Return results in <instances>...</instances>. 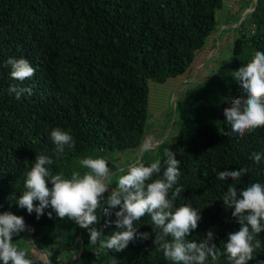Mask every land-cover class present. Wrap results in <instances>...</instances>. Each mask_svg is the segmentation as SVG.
<instances>
[{"label":"trees","instance_id":"16d2710c","mask_svg":"<svg viewBox=\"0 0 264 264\" xmlns=\"http://www.w3.org/2000/svg\"><path fill=\"white\" fill-rule=\"evenodd\" d=\"M221 4L222 0H0V214L10 211L34 226L33 243L59 245L57 255L61 256L47 258L51 264H63L65 253V261L69 260V248L80 249L79 235L82 250L77 264H170L153 243L160 229L149 214L134 222L149 238L138 236L116 251L101 249L99 242L93 245L88 230H81L68 217L60 219L53 211L49 218L51 208L37 219L35 212L15 211L10 202L26 190V173L37 154L53 159L48 166L53 174L66 175L74 170L76 159L86 158L93 149H139L149 117L148 81L163 82L193 68L217 25L215 14ZM258 5L259 0L250 12L257 32L250 38L244 34L235 38L234 56L243 43L252 46L251 59L257 51L264 52V32H259L264 19ZM10 57L27 59L34 76L23 81L12 78L6 64ZM228 66L220 65L213 77L218 78ZM13 85L30 87L32 92L16 99L9 92ZM195 92L196 88L186 90L182 100L176 99L168 133L173 139L167 140V135L151 151L155 156L141 152L138 160L147 166L160 159L161 171L154 180L165 170V151L175 153L181 176L169 197L175 187H182L174 208L189 205L201 212L197 229L187 239L202 240L211 230L220 255L216 261L209 257L205 264H231L224 244L240 224L222 197L232 184L238 189L264 184V156L259 164L251 158L253 153H264V126L240 136L225 120L224 109L231 106L228 101L245 95L236 81L221 101L216 120L203 118L194 102ZM197 120L200 123L187 131ZM56 127L68 131L75 141L73 148L65 146L61 154L56 153L50 135ZM239 168L248 169L239 181L217 178L220 171ZM107 198L105 193L96 210L99 223L95 227L103 230L102 240L122 230L108 223L117 219L114 213L119 206L110 210L111 216L105 215ZM257 239L260 247L248 264L264 261V232ZM13 243L20 247L19 242ZM27 253L33 264H46L42 256Z\"/></svg>","mask_w":264,"mask_h":264},{"label":"clouds","instance_id":"9594fccd","mask_svg":"<svg viewBox=\"0 0 264 264\" xmlns=\"http://www.w3.org/2000/svg\"><path fill=\"white\" fill-rule=\"evenodd\" d=\"M255 31L250 32L253 34ZM6 64L11 67L10 74L16 80L23 81L35 74V69L25 58L10 57ZM233 79L240 84L245 95L232 97L228 101L231 106L224 109V116L232 131L243 136L246 132L251 133L264 126V52L257 51L250 62L234 71ZM9 92L15 93V98L20 99L25 92L30 95L32 89L13 85ZM50 135L57 154L63 153L65 146H75L73 136L60 127L54 128ZM154 146L151 139H145L140 148L142 152H151ZM165 156L166 167L161 178L152 179L154 174L161 171L160 159L147 166L142 160H137L127 169L121 170L126 174L119 177L117 188L111 190L104 214L111 216L110 210L119 206V211L114 213L117 219L108 223H115L116 228L122 230L115 231L106 240L101 239L103 230L95 227L99 223L96 210L100 207L104 193L109 191L107 181L112 175L109 161L102 156L81 159L80 165L86 171L83 174L73 171L70 178H65L63 173L51 172L48 166L54 163L52 158L46 154H37L34 164L26 173V190L16 200V204L29 214L35 212L37 219L45 214V209L51 208L52 211L47 213L49 218L53 211L60 219L68 217L88 230L93 245L99 242L101 249L116 251L125 249L138 236L141 239L149 238V233H140L134 226L135 221L149 214L152 222L160 229L155 234L153 243L158 245V250L163 252L166 260L172 264H205L211 257L212 261H216L220 250L212 243L211 230L202 240L187 239L197 229L201 212L189 205L174 208V201L184 191L177 186L169 197L170 190L181 176L180 161L171 150H166ZM262 156L264 153H253L251 158L259 164ZM247 173V168L227 169L220 171L217 178L222 181H239ZM150 180L152 182L147 183ZM222 199L227 208L233 209L232 216L240 224L239 230L228 234L224 244L225 254L231 264H248L253 259V253L260 247L257 236L264 232V184L253 183L244 189H238L232 184L228 186ZM25 230L30 229L22 216L10 211L0 214L2 264H33L27 251L13 243V236ZM169 236L171 240L168 239ZM45 261L46 264H51L47 258ZM257 264H264V261L258 260Z\"/></svg>","mask_w":264,"mask_h":264},{"label":"rangeland","instance_id":"374dc122","mask_svg":"<svg viewBox=\"0 0 264 264\" xmlns=\"http://www.w3.org/2000/svg\"><path fill=\"white\" fill-rule=\"evenodd\" d=\"M256 5L257 0H222L221 8L215 14L217 25L207 37L193 68L183 75L167 79L163 82L148 81L149 117L145 123L143 142L145 139H151L153 142L157 141L166 134L167 128L175 118L174 103L176 99L182 100L185 96V91L192 88H196L194 102L200 106L203 118L218 119L219 105L231 90L235 81L233 79V72L250 62L253 55V48L247 43L242 44V49L236 56L233 55L232 48L236 37L244 34L246 38H250L257 32L256 24L255 33L252 34L249 31V25L252 23L250 22V12ZM258 13L260 18L264 19V0H259ZM259 32H264V24L262 22ZM211 46L212 49H210ZM215 47L217 50L213 49ZM225 63H229L228 69L220 72L218 78L213 77L217 68ZM199 123V120L195 121L187 131L192 130ZM187 131H185L186 134H188ZM172 139V135H168L167 140ZM138 150L109 151L93 149L89 153L88 156H92L93 158L102 156L109 161L108 166L112 175L107 181L109 191L106 193L108 196L111 190L117 188L119 177L124 173L121 170L127 169L137 161ZM155 155V151L151 152V156ZM81 159L83 158L75 160L73 171H79L83 174L86 169L80 165ZM71 173L64 175L65 178H70ZM16 200L13 199L10 202L15 211L21 209L16 204ZM81 230L86 231L87 229L81 228ZM29 234L30 232L24 240L17 239L14 235L13 242H19V248L23 250L31 251L38 257L42 256L44 261L45 258L50 260L52 257L51 253L47 249H41L36 243L32 242V244L29 240ZM62 256V263L68 264L73 257V253L71 252V256L67 261L65 260L68 255L65 253ZM169 263L172 264L170 261Z\"/></svg>","mask_w":264,"mask_h":264},{"label":"crops","instance_id":"0c3cea01","mask_svg":"<svg viewBox=\"0 0 264 264\" xmlns=\"http://www.w3.org/2000/svg\"><path fill=\"white\" fill-rule=\"evenodd\" d=\"M212 49V48H211ZM213 49H215V50H217V48L215 47V48H213ZM187 80V79H186ZM26 224V226H27V228L28 229H30V230H25V231H23V232H21L19 235H15L16 237H17V239H20V240H24V238L26 237L27 238V234L30 232H33V227L32 226H30V225H28L27 223H25ZM30 235V234H29ZM29 240H30V238H29ZM41 249H47L50 253H51V255L52 256H56L57 255V253L59 252L58 250H61V248L59 247V245H52V246H50V245H48V244H46V243H44V242H35ZM33 244V243H32ZM60 248V249H59ZM61 256V253L60 254H58L57 255V257H60Z\"/></svg>","mask_w":264,"mask_h":264},{"label":"water","instance_id":"95a60500","mask_svg":"<svg viewBox=\"0 0 264 264\" xmlns=\"http://www.w3.org/2000/svg\"><path fill=\"white\" fill-rule=\"evenodd\" d=\"M174 104H176V102L174 103ZM171 127H172V122H171V124L169 125V127L167 128V130H166V134L165 135H163L159 140H157V141H154V145H156L157 143H159L160 141H162L167 135H168V133L170 132V130H171ZM141 148H139V150H138V159H139V157H140V155H141ZM137 159V160H138ZM33 227V230H34V226H32ZM32 232L30 233V235H29V238H30V242L32 243ZM79 237H80V249L78 250V251H75L74 249H71V248H69V251L70 252H72L73 253V257H72V259H70V261L68 262V264H77V261H78V259H79V256H80V253H81V250H82V241H81V235H79ZM46 259V258H45Z\"/></svg>","mask_w":264,"mask_h":264},{"label":"built area","instance_id":"2783aa9c","mask_svg":"<svg viewBox=\"0 0 264 264\" xmlns=\"http://www.w3.org/2000/svg\"><path fill=\"white\" fill-rule=\"evenodd\" d=\"M250 31H251V32H254V31H255V26H254V24H251V26H250Z\"/></svg>","mask_w":264,"mask_h":264}]
</instances>
